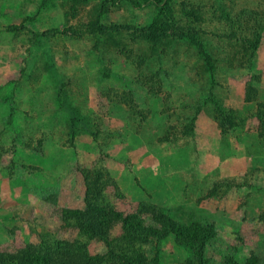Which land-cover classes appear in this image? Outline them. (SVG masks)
Segmentation results:
<instances>
[{
  "label": "rangeland",
  "instance_id": "1",
  "mask_svg": "<svg viewBox=\"0 0 264 264\" xmlns=\"http://www.w3.org/2000/svg\"><path fill=\"white\" fill-rule=\"evenodd\" d=\"M94 202L208 225L206 264H264V0H0V253L61 242L120 264L61 216ZM141 250L189 256L171 235Z\"/></svg>",
  "mask_w": 264,
  "mask_h": 264
},
{
  "label": "trees",
  "instance_id": "2",
  "mask_svg": "<svg viewBox=\"0 0 264 264\" xmlns=\"http://www.w3.org/2000/svg\"><path fill=\"white\" fill-rule=\"evenodd\" d=\"M97 23L99 24V22H96V24ZM96 27L100 28L98 25H96ZM161 32L162 30L157 31L153 35L156 36L157 33V38L159 39ZM257 41L258 39H256L255 44H257ZM253 46L254 50L257 45ZM201 54L205 62L206 72L210 75L209 77H211L209 78V86L212 88L214 86L212 78L214 75L213 60L209 53H203L201 51ZM251 91H255V89L251 83H248L245 91V96L248 100L252 99L250 95ZM57 99L60 103H64L60 93L57 95ZM222 111L223 110L219 108V113H222L221 115L223 116L222 120L219 119L218 121L219 125L222 127L226 120L230 125H233V122L230 121V116L224 114L225 110ZM193 123L194 118H192L187 125L188 130L193 129ZM99 178L100 172H95L93 184H95ZM86 186L87 191L95 190V188L87 183ZM89 194H91V196L96 195V193L92 192H89ZM106 210V206L94 202V204L90 203L89 208L86 209L62 208L60 213L65 221H69L71 225L78 227L82 233L90 237L102 239L108 248L107 256H114L120 264H147L144 253L141 250V244L145 243L151 237L163 239L170 235L177 239L180 244L182 243L189 251L186 264H206L207 252L211 250L210 247L215 241V231L208 225L198 222H194L190 225L182 224L172 219L169 215H164V217H162V225L160 224V228H157L131 213L125 214L112 210L107 214ZM113 222L121 223L123 231L120 238H118L119 244L126 243L127 247H125L128 248L129 246V249L118 246L123 251L117 252L114 250L113 247L116 244H113L112 239L108 237L109 226ZM134 242H136L137 245L134 244ZM63 245L64 244L61 242L53 243L51 245L53 248L28 245V247L22 248L16 253H0V264H99L101 261V255H89L79 246H76L78 251L75 252V254H71L69 252V247L65 248ZM111 254H113V256H111ZM255 259L253 255H250L245 258L244 261L238 262L232 256H225L222 264H254ZM155 262L148 263L156 264ZM157 264H159L158 259Z\"/></svg>",
  "mask_w": 264,
  "mask_h": 264
}]
</instances>
